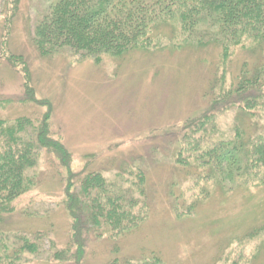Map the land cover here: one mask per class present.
Segmentation results:
<instances>
[{
	"label": "rangeland",
	"instance_id": "374dc122",
	"mask_svg": "<svg viewBox=\"0 0 264 264\" xmlns=\"http://www.w3.org/2000/svg\"><path fill=\"white\" fill-rule=\"evenodd\" d=\"M51 1L18 0L14 5L13 0H0V120L46 110L23 102V75L4 60L3 21L14 14L8 48L26 62L35 100L51 108L50 131L70 154V171L78 173L88 162L89 172L102 171L111 183L121 182L114 177L123 174L125 188L133 182L131 170L141 168L146 175L150 215L140 229L118 241L119 257L137 261L154 252L164 264H264V233L245 238L264 225V190L229 195L216 191L182 219L175 218L168 197L175 183L189 205L203 187V181L185 176L172 163L177 146L169 135L171 126L198 117L206 109L203 97L211 82L218 78V84L223 81L228 87L249 62L248 55L233 48L223 65L218 48L182 44L178 34L165 31L167 40L145 51L103 56L99 63L67 50L40 57L30 39L36 19ZM261 116L258 134L264 136V112ZM234 121L231 109L219 115L213 138H230ZM36 172L35 189L16 201V213L6 219V227L31 235L51 226L50 238L62 246L70 220L59 205L63 190L56 167L43 155ZM61 174L66 177L65 171ZM133 196L139 197L137 192ZM44 246L47 250L48 243ZM111 248L108 240L88 236L83 264H109Z\"/></svg>",
	"mask_w": 264,
	"mask_h": 264
},
{
	"label": "trees",
	"instance_id": "16d2710c",
	"mask_svg": "<svg viewBox=\"0 0 264 264\" xmlns=\"http://www.w3.org/2000/svg\"><path fill=\"white\" fill-rule=\"evenodd\" d=\"M13 1L16 5L18 0ZM12 16L3 21L4 60L23 75V102L46 110L36 116L0 120V264H83L90 235L112 243L109 264H164L154 252L137 261L119 257L118 241L140 229L150 215L146 175L141 168L129 171L133 182L125 188L128 182L123 174L114 177L121 182L111 183L102 171L89 172L88 162L78 173L70 171L71 156L50 131L51 108L35 100L26 62L8 48ZM165 31L178 34L181 43L218 48L223 65L233 48L239 47L249 57L228 87L223 81L218 84V78L211 80L203 97L206 109L198 117L171 126L174 131L169 135L176 138L177 146L172 163L185 176L203 181L189 205L183 189L170 185L172 212L182 219L194 214L216 191L229 195L264 190V136L258 134L264 112V0H52L36 19L30 42L40 57L67 50L81 60L99 63L103 56L119 58L145 51L167 40ZM230 109L235 113L231 137L213 138L216 118ZM43 155L56 167L63 190L59 205L70 220L62 246L50 238L51 226L26 235L5 224L16 213V201L35 189ZM198 169L202 172L195 175L192 170ZM135 192L139 197L133 196ZM262 233L264 225L245 238Z\"/></svg>",
	"mask_w": 264,
	"mask_h": 264
}]
</instances>
